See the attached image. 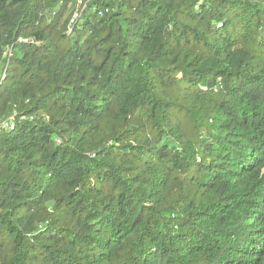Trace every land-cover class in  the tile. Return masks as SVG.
Segmentation results:
<instances>
[{
    "label": "trees",
    "instance_id": "obj_1",
    "mask_svg": "<svg viewBox=\"0 0 264 264\" xmlns=\"http://www.w3.org/2000/svg\"><path fill=\"white\" fill-rule=\"evenodd\" d=\"M14 113L0 264H264V0H0Z\"/></svg>",
    "mask_w": 264,
    "mask_h": 264
},
{
    "label": "built area",
    "instance_id": "obj_2",
    "mask_svg": "<svg viewBox=\"0 0 264 264\" xmlns=\"http://www.w3.org/2000/svg\"><path fill=\"white\" fill-rule=\"evenodd\" d=\"M20 43H28L29 41L27 39H20L19 40ZM9 56L11 55V51H8ZM16 113H14L9 119L4 120L2 122H0V132L1 131H12L15 129V125H16ZM33 117H29V121H32ZM19 121H26V117L25 116H20L19 117ZM58 143L60 142V140H56Z\"/></svg>",
    "mask_w": 264,
    "mask_h": 264
}]
</instances>
